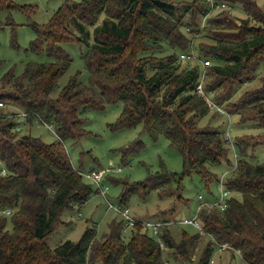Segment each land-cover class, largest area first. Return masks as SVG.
I'll use <instances>...</instances> for the list:
<instances>
[{
	"label": "trees",
	"instance_id": "16d2710c",
	"mask_svg": "<svg viewBox=\"0 0 264 264\" xmlns=\"http://www.w3.org/2000/svg\"><path fill=\"white\" fill-rule=\"evenodd\" d=\"M186 1L65 0L45 23H31L35 37L29 50L45 52L51 59L27 61L21 73L9 69L0 77V101L21 109L16 114L0 108V264H167L165 249L174 253L173 258L179 255L189 262V248L200 231L195 227L197 232L188 236L184 230L178 241L171 229L181 224L173 214L176 200L188 206L183 180L192 173L206 186L216 180L219 189L231 191L224 208L209 204L221 189L217 196L213 191L208 198L197 196V206L188 216H197L210 238L196 264H209L213 249L223 244L232 254L238 250L246 264H264V162L249 159L254 147L264 143V0H215L241 5L246 16L240 19L225 8L208 16V0ZM16 7L33 11L32 5L0 0V25L1 12ZM184 23L189 32L203 29L216 40L205 43L200 52L214 61L204 68L206 93L219 105L225 101L227 112L235 113L240 123L255 121L262 132L232 135L230 144L219 125L199 124L209 110L204 95L196 91L201 67L181 68L177 53L161 54L170 48L189 50L191 40L181 30ZM65 43L86 46L82 55L87 83L78 79V70L59 84L72 62ZM259 74L260 84L231 99L237 88ZM117 102L123 108L109 122L110 129L141 123L153 140L163 134L180 152L183 166L177 172L162 163L141 181L113 179L120 185L113 204L129 207L132 195L144 201L158 191L161 198L173 199L170 212L139 216L129 207L131 214L138 221L174 224L163 225L158 236L138 224L126 240L125 223L117 212L120 218H112L99 238L93 224L78 240L67 238L50 246L48 238L68 221L64 212L79 208L93 193L83 171L70 162L64 141H78L90 132L84 127L87 110ZM19 114H24V121L52 124L56 139L46 143L37 135L21 133ZM229 125L230 121L231 134ZM141 147V140H135L121 148L122 161ZM221 163L227 169L218 177L212 168Z\"/></svg>",
	"mask_w": 264,
	"mask_h": 264
},
{
	"label": "rangeland",
	"instance_id": "374dc122",
	"mask_svg": "<svg viewBox=\"0 0 264 264\" xmlns=\"http://www.w3.org/2000/svg\"><path fill=\"white\" fill-rule=\"evenodd\" d=\"M63 1L65 0H15V2L20 5H32L33 11L25 12L20 7H16L12 9L10 13L7 11L1 12L0 77L9 69L21 73L24 63L27 61H46L51 59V56H48L45 52L38 54L29 50L31 39L35 37V31L31 23H45ZM255 1L257 4L263 3V0ZM225 3V7H214L210 10L208 16H214L224 8L229 9L235 18L240 19L246 16V12L243 11L242 6L238 3ZM186 20L187 19H185V21ZM200 22L201 25H203L206 21L202 18ZM181 30L185 32L186 36L191 40L188 51L193 52L198 58L195 56L196 58L193 59L182 60L180 54L183 53L185 49L170 48L167 51L161 52V54L167 55L171 52L177 53V63H179L181 68H184L186 65L194 64H199V66L203 68L201 62L205 57L200 55V52L205 48V43L214 44L216 40L212 38L213 36H207L203 29L199 32L195 31V33L189 32V27L185 23L181 26ZM63 46L69 55H71L72 62L70 67L62 75L59 84L62 86V84L78 70L80 71L78 79L83 83H87L89 74L85 69L82 55L86 50V46L79 43H65ZM209 60L210 64L214 62L211 58H209ZM259 76L260 74L256 75L254 79L237 88L231 96V99H238L247 87L260 84L261 81L258 79ZM221 105V111L209 109L207 115L201 118L199 124L219 125V128L225 132L229 120V127L232 129L231 136L247 132L260 133L263 131L255 121H249L245 124L240 123L238 121V116L235 113L230 114V110L226 109L227 106L225 101L222 102ZM2 108L3 111H13L16 112V114L20 113L21 110L19 106L12 104L5 105ZM122 108L123 104L117 102L106 104L102 109L87 110L84 113V116L87 117V122L84 124V127L90 132L82 136L78 141L71 139L64 141V145L70 157V162H72L76 169H81L83 172L91 169H103L101 177L103 178L102 186L105 191H97L91 180L83 175V180L91 184L93 193L79 208L74 207L70 211L67 210L64 212V219L68 221H65V225L60 226L51 237L48 238V244L50 246L65 241L67 238L78 240L87 225L95 224L97 238L108 231V225L112 218H116L117 220L120 218L117 211L113 207H109V203H117L118 196L120 195V185L114 183L113 179L123 180L128 178L131 181H141L147 177L148 172H154L159 169L162 163H164L170 171L178 172L182 170L183 159L180 152L169 144L168 139L163 134H160L156 140H153L149 133L143 129L141 123L134 127H126L118 130H112L108 127L109 122H113L119 117ZM227 110L229 112H227ZM17 116L19 119H22L18 122L19 131H21V133L37 135L46 143L56 139V133L53 131L52 124L37 120L28 122L21 118V114ZM135 140H141V149L137 153L127 156L125 161H122L120 149ZM237 154L238 151L233 153V156ZM230 157L232 158L231 155ZM249 159L253 163L264 162V143L254 147ZM212 169L218 174V177H220L221 173L227 168L224 163H221ZM219 187L220 183L216 180L206 186L201 181L199 175L194 173L187 175L183 180L182 196L188 201V206L184 205L182 200H176V210L175 208L173 209L175 212L173 213L174 218L182 219L183 217L191 215L197 206L198 194H204L205 197L208 198L210 196L209 191H213L217 196L220 191ZM172 202V198H161L158 191H153L144 201L137 195H132L128 205L132 208L134 214L139 216L145 214L155 216L161 212L162 214L170 212L172 210ZM69 220H71V223ZM130 230L131 228H127L126 233H124L126 240L129 239ZM171 230L173 236H175L178 241L184 230L187 231L188 236L197 232V229L193 225H184L182 223L174 225ZM198 234V236H200L199 240L195 242L193 247L189 248L191 256L190 263L181 261L179 255L173 258L172 254L174 253L168 254L167 249H165L163 250L166 254L165 258H169L167 263L196 264L210 238L205 232ZM213 250L211 258L214 260L212 262L210 260L209 264H246L238 250L235 254H232L227 248L223 249V246H217Z\"/></svg>",
	"mask_w": 264,
	"mask_h": 264
},
{
	"label": "built area",
	"instance_id": "2783aa9c",
	"mask_svg": "<svg viewBox=\"0 0 264 264\" xmlns=\"http://www.w3.org/2000/svg\"><path fill=\"white\" fill-rule=\"evenodd\" d=\"M208 1L210 2V6H211L212 9L214 7H220V6H224L225 7L226 6L225 3H219V2H216L215 0H208ZM180 56H181L182 60H184V59H193V58L197 57L193 52L187 51V50L186 51L184 50V52L181 53ZM201 63H202V67L203 68H201V71H200L198 83L196 85V91L199 94L204 95V98H206L207 105H208V108L210 110H215V111L217 109L220 110L221 107L218 105V103L215 102V100H213V98L210 97V95L208 93H206V91L204 90V82H203V78H204V75H205V69L204 68H205V66L210 64V60L207 59V58H204ZM5 105L6 104L3 101H0V107L1 108L3 106H5ZM24 114H21V115L23 116ZM228 124H229V120H228ZM224 136H225V140L228 143L233 144L232 143V137H231V134H230V129L228 128V126H227V130H226ZM2 172H4V169L1 171V173ZM102 172H103V169H91L89 171L83 172L82 174L85 177H88L91 180V182L95 186V188H98L100 191H105L103 189V186H102V179H103L101 177ZM220 189H221V192H220L218 198L213 200L209 204L210 205H218V206H221V207L224 208V207L227 206V204L225 202V199L227 197H229L231 191H229L228 189H223V188H220ZM199 198L203 202H208V201L204 200V197L202 195H199ZM109 207H111V208L113 207L120 214L123 222L125 223V228H124L125 230H127V228L135 227L136 225L140 224L142 226L147 227L153 235L158 236V233L161 230L163 225H165V224H169V225L174 224V221H171V220L170 221H164V220H160V219H158V220L143 219L141 221H138L131 214V210H130L129 207L120 208V207L115 206L112 202L109 203ZM178 221H179V223H182V224H185V225H189V224L193 225L194 227H196L200 231V233H203L201 223L198 220L197 216L183 217L182 219H179ZM160 245H161L162 248L164 247L163 241H160ZM220 246H223V248L226 247L224 244L220 245ZM210 260L212 262L214 259L211 258Z\"/></svg>",
	"mask_w": 264,
	"mask_h": 264
}]
</instances>
